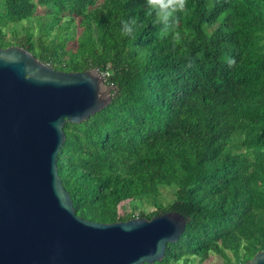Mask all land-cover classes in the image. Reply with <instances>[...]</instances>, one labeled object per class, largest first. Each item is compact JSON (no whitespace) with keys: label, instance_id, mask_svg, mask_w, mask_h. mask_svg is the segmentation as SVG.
Listing matches in <instances>:
<instances>
[{"label":"trees","instance_id":"trees-1","mask_svg":"<svg viewBox=\"0 0 264 264\" xmlns=\"http://www.w3.org/2000/svg\"><path fill=\"white\" fill-rule=\"evenodd\" d=\"M146 10V0H0V47L21 46L55 70L109 73L111 102L63 126L56 164L76 215L112 223L178 212L184 230L152 264L210 254L244 263L264 249V0H187L175 47ZM132 198L152 209L120 212Z\"/></svg>","mask_w":264,"mask_h":264},{"label":"water","instance_id":"water-1","mask_svg":"<svg viewBox=\"0 0 264 264\" xmlns=\"http://www.w3.org/2000/svg\"><path fill=\"white\" fill-rule=\"evenodd\" d=\"M111 90L96 68L55 70L0 47V264H152L179 240L178 212L112 223L74 212L56 164L63 126L106 107ZM241 264H264V249Z\"/></svg>","mask_w":264,"mask_h":264},{"label":"clouds","instance_id":"clouds-1","mask_svg":"<svg viewBox=\"0 0 264 264\" xmlns=\"http://www.w3.org/2000/svg\"><path fill=\"white\" fill-rule=\"evenodd\" d=\"M187 0H146V15L153 16L154 25H160L161 35L171 34L173 47L182 39L180 31H173L178 22L177 13L186 11ZM137 26L135 18L121 21L120 34L122 37L131 36ZM235 61H229V66Z\"/></svg>","mask_w":264,"mask_h":264},{"label":"rangeland","instance_id":"rangeland-1","mask_svg":"<svg viewBox=\"0 0 264 264\" xmlns=\"http://www.w3.org/2000/svg\"><path fill=\"white\" fill-rule=\"evenodd\" d=\"M36 13L41 15L42 19L46 18V9L45 8L38 7ZM32 25H33L34 31H36L34 21L32 22ZM67 33L70 34L71 36H77L78 35L79 28H78L77 22L73 23L72 28ZM68 44H69V46L74 45L75 40L71 39L68 42ZM151 209H152L151 206L146 201L141 200L140 198L128 199V200L121 202V204L119 205V211L120 212H130V213H133L134 215H137L140 210L149 211ZM201 264H224V263H223V260L220 257H218L217 255L210 254L209 257L207 259H205Z\"/></svg>","mask_w":264,"mask_h":264},{"label":"built area","instance_id":"built-area-1","mask_svg":"<svg viewBox=\"0 0 264 264\" xmlns=\"http://www.w3.org/2000/svg\"><path fill=\"white\" fill-rule=\"evenodd\" d=\"M97 71L102 76L103 80H105L106 77L109 76V73L107 71H99L98 69H97ZM110 87H112V85Z\"/></svg>","mask_w":264,"mask_h":264}]
</instances>
